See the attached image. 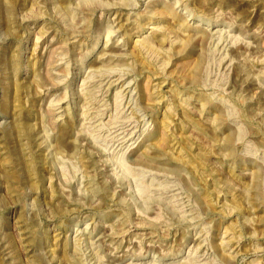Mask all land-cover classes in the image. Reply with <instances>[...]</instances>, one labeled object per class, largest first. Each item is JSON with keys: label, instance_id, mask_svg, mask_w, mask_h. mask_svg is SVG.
Listing matches in <instances>:
<instances>
[{"label": "rangeland", "instance_id": "1", "mask_svg": "<svg viewBox=\"0 0 264 264\" xmlns=\"http://www.w3.org/2000/svg\"><path fill=\"white\" fill-rule=\"evenodd\" d=\"M0 264H264V0H0Z\"/></svg>", "mask_w": 264, "mask_h": 264}]
</instances>
